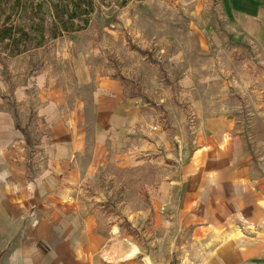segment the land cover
<instances>
[{
	"label": "rangeland",
	"instance_id": "obj_1",
	"mask_svg": "<svg viewBox=\"0 0 264 264\" xmlns=\"http://www.w3.org/2000/svg\"><path fill=\"white\" fill-rule=\"evenodd\" d=\"M91 1L93 10L82 29L14 56L0 48V113L13 118V127L1 126L11 151L5 162L0 159V194L27 203L16 220L19 232L0 234V253L7 243L8 255L18 248L24 252L29 242L51 264H79L84 256L86 264L221 259V252L192 247L191 241L205 239L196 237L193 227L159 224L157 200L149 189L173 170L161 167L164 161L157 157L166 152L167 160L183 162L191 152L200 126L197 108L205 98L222 97L249 141L256 140V114L264 107V0ZM103 77L117 81L122 96L145 108L151 121L153 133H146L140 120L123 146L139 149L141 139L152 145L139 149L137 160L144 162L120 166L109 161L81 186L95 228L80 240L78 227L70 233L65 228L64 201L56 202L35 180L45 167L41 140L49 134L36 110L39 101L54 95L75 117L77 129L92 130L95 108L82 102L91 103L90 94ZM78 78L86 83L78 86ZM158 132L170 144L165 150ZM82 240L92 245V253L78 248ZM129 251L132 257L124 258Z\"/></svg>",
	"mask_w": 264,
	"mask_h": 264
},
{
	"label": "crops",
	"instance_id": "obj_2",
	"mask_svg": "<svg viewBox=\"0 0 264 264\" xmlns=\"http://www.w3.org/2000/svg\"><path fill=\"white\" fill-rule=\"evenodd\" d=\"M83 83L86 81L78 78L77 85ZM90 97L91 103L82 102L83 107L86 104L95 108L93 128L89 131L77 129L75 117L63 111V105L54 95L39 101L36 110L39 124L49 134L41 140L45 167L35 180L39 186L48 187L47 194L56 202L64 201L62 215L68 223L65 228L70 233L78 227L79 233H83L80 240L86 239V233L95 228L92 215L80 197L81 186L109 161L120 166L138 165L143 161L137 160L139 149H147L151 141L142 143L141 139L139 149L123 146L132 138L128 133L138 127L140 120L141 126H145L143 130L153 133L149 129L148 111L123 97L117 81L104 77L97 80ZM200 105L197 108L200 126L192 138L187 158L183 162H176L177 159L173 162L165 158L166 152L157 158L151 157L162 158L161 167L173 168L171 175L161 179L156 189H149V193L154 191V201L157 200L158 216L162 218L159 224L193 227L196 237L205 235V239L199 237L200 240L191 241L192 247L221 252V259L207 260L205 264H264V107L256 114L258 136L249 141L246 131L237 123V114L229 111L222 97L205 98ZM12 121V117L1 112L0 132L3 125L13 127ZM157 135L158 143L167 149L170 144L165 134L158 132ZM89 140L91 148L88 150ZM9 142L11 139L0 135L3 162L6 161L5 153L10 150ZM11 195L0 194V234L19 232L21 222L16 220L24 211L22 205H27ZM26 243L22 247L25 251L16 248L14 255H8L11 246L7 243L0 253V264H51L47 258H39L33 250L37 247ZM79 247L89 252L92 245L87 246L82 240ZM78 262L86 264V256Z\"/></svg>",
	"mask_w": 264,
	"mask_h": 264
},
{
	"label": "trees",
	"instance_id": "obj_3",
	"mask_svg": "<svg viewBox=\"0 0 264 264\" xmlns=\"http://www.w3.org/2000/svg\"><path fill=\"white\" fill-rule=\"evenodd\" d=\"M91 0H0V48L14 56L88 22Z\"/></svg>",
	"mask_w": 264,
	"mask_h": 264
},
{
	"label": "bare ground",
	"instance_id": "obj_4",
	"mask_svg": "<svg viewBox=\"0 0 264 264\" xmlns=\"http://www.w3.org/2000/svg\"><path fill=\"white\" fill-rule=\"evenodd\" d=\"M132 255H133V254H132V252H131V251H129L128 253H126V255H125V256H126V257H130V256L132 257ZM124 258H125V257H124Z\"/></svg>",
	"mask_w": 264,
	"mask_h": 264
}]
</instances>
